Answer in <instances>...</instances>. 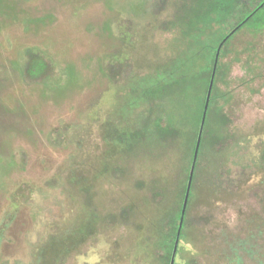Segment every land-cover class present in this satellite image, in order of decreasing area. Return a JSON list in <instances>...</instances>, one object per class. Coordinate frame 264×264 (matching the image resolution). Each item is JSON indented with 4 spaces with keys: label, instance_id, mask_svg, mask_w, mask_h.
I'll return each instance as SVG.
<instances>
[{
    "label": "rangeland",
    "instance_id": "obj_1",
    "mask_svg": "<svg viewBox=\"0 0 264 264\" xmlns=\"http://www.w3.org/2000/svg\"><path fill=\"white\" fill-rule=\"evenodd\" d=\"M178 1L0 0V264H163L148 237L181 153L125 151L107 128L131 125L133 82L183 49ZM249 28L222 58L232 137L201 160L175 264H264V29Z\"/></svg>",
    "mask_w": 264,
    "mask_h": 264
},
{
    "label": "trees",
    "instance_id": "obj_2",
    "mask_svg": "<svg viewBox=\"0 0 264 264\" xmlns=\"http://www.w3.org/2000/svg\"><path fill=\"white\" fill-rule=\"evenodd\" d=\"M177 19L187 38L183 49L168 66L133 82L131 96L122 111L130 113L139 108L131 125L124 130L118 126L107 128V138L125 151L141 147L144 155L153 157L174 150L181 153L180 178L175 186L177 199L164 210L154 234L148 237L157 252L161 251L159 260L163 264H171L217 49L240 25L221 49L180 240L190 223L187 211L202 158L210 156L217 163L232 137L231 119L224 112L227 93L218 85L226 76L222 58L244 27L249 26L256 33L264 29V0H179ZM42 64L37 58L32 67L39 70L36 65ZM171 190L156 183L150 193L162 205Z\"/></svg>",
    "mask_w": 264,
    "mask_h": 264
},
{
    "label": "water",
    "instance_id": "obj_3",
    "mask_svg": "<svg viewBox=\"0 0 264 264\" xmlns=\"http://www.w3.org/2000/svg\"><path fill=\"white\" fill-rule=\"evenodd\" d=\"M239 26L235 27L229 33V35L226 38L223 39V41L221 42V44L219 45V47L217 49L215 62H214V67H213V72H212L211 81H210V85H209V90H208V94H207L206 105H205V109H204V113H203L201 128H200L199 137H198V141H197V145H196V149H195V153H194V158H193V163H192V166H191V171H190V176H189L186 196H185L183 210H182V214H181L180 227H179V230H178L177 238H176L174 249H173L171 264L175 263L176 253H177L178 245H179V241H180L181 228H182V225H183V222H184V217H185V213H186V209H187L188 199H189V195H190V191H191L192 181H193L194 172H195V168H196V163H197V159H198L199 148H200V144H201L203 129H204L205 120H206L207 111H208V106H209V102H210V97H211V93H212V89H213V85H214V81H215V75H216V70H217V66H218V62H219V58H220L221 49H222L223 44L225 43V41L228 39V37L231 36L233 33H235Z\"/></svg>",
    "mask_w": 264,
    "mask_h": 264
}]
</instances>
